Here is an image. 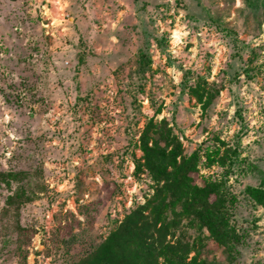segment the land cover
<instances>
[{
	"label": "rangeland",
	"instance_id": "obj_1",
	"mask_svg": "<svg viewBox=\"0 0 264 264\" xmlns=\"http://www.w3.org/2000/svg\"><path fill=\"white\" fill-rule=\"evenodd\" d=\"M150 117L232 200L207 259L264 264V0H0V264H81L152 198Z\"/></svg>",
	"mask_w": 264,
	"mask_h": 264
},
{
	"label": "trees",
	"instance_id": "obj_2",
	"mask_svg": "<svg viewBox=\"0 0 264 264\" xmlns=\"http://www.w3.org/2000/svg\"><path fill=\"white\" fill-rule=\"evenodd\" d=\"M139 148L143 156L135 166H144L149 172L154 195L126 214L81 264H157L158 258L161 264H213L216 257L207 259L205 244L212 240L218 247L232 249L236 238L235 229L227 221L232 200L227 198L226 190L220 182L194 181V153L182 155L179 140L163 120L150 117L145 122ZM245 191L264 208V185H247ZM164 193L166 200L151 208ZM10 199L11 205L14 200ZM176 204H180L179 210ZM148 207L152 215L144 213ZM182 215L188 216L193 233L181 226ZM190 251L194 254L188 258Z\"/></svg>",
	"mask_w": 264,
	"mask_h": 264
}]
</instances>
